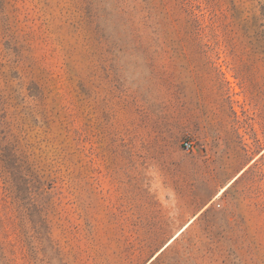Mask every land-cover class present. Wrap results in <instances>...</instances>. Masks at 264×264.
Returning a JSON list of instances; mask_svg holds the SVG:
<instances>
[{"label":"rangeland","instance_id":"374dc122","mask_svg":"<svg viewBox=\"0 0 264 264\" xmlns=\"http://www.w3.org/2000/svg\"><path fill=\"white\" fill-rule=\"evenodd\" d=\"M150 1L0 0V264H264V0Z\"/></svg>","mask_w":264,"mask_h":264},{"label":"trees","instance_id":"16d2710c","mask_svg":"<svg viewBox=\"0 0 264 264\" xmlns=\"http://www.w3.org/2000/svg\"><path fill=\"white\" fill-rule=\"evenodd\" d=\"M122 3L123 2H121V4ZM149 3L152 5V7H150L152 8L151 9L152 17L156 19V23L155 21L153 22L154 28L153 27L152 28L155 31V34L156 35L158 34V39H159V36H162V35L165 37V39H167L169 34L171 33L170 29H168L171 23L169 22V20H167V18L163 17V15H162L163 18H160L161 11L155 7L156 2L154 0H151ZM182 3H185L186 5H188L189 0H185V2H182ZM133 8H136L135 5L132 6L130 10L122 6L119 8L118 12H116L113 15L111 14L112 17L115 19L112 26L118 27V28L120 27L122 28V30H124L123 32L124 40L126 41L136 40V41L142 42L145 40V38L142 34L141 28H139V22L133 20L132 18L131 10ZM136 9L134 11H136ZM107 15L109 14L107 13ZM197 29H200V27H197ZM156 30L158 31L157 33H156ZM117 40L120 41L121 39H117Z\"/></svg>","mask_w":264,"mask_h":264},{"label":"built area","instance_id":"2783aa9c","mask_svg":"<svg viewBox=\"0 0 264 264\" xmlns=\"http://www.w3.org/2000/svg\"><path fill=\"white\" fill-rule=\"evenodd\" d=\"M185 149H189L191 147V144L189 142H184Z\"/></svg>","mask_w":264,"mask_h":264},{"label":"bare ground","instance_id":"6f19581e","mask_svg":"<svg viewBox=\"0 0 264 264\" xmlns=\"http://www.w3.org/2000/svg\"><path fill=\"white\" fill-rule=\"evenodd\" d=\"M179 232H177L170 240H168L167 242H166V244L163 246V247H165L167 244H169L170 243V241H172V239L178 234Z\"/></svg>","mask_w":264,"mask_h":264}]
</instances>
